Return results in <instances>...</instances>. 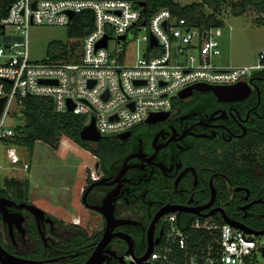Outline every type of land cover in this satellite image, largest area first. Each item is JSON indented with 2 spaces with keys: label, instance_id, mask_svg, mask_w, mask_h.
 Segmentation results:
<instances>
[{
  "label": "built area",
  "instance_id": "built-area-1",
  "mask_svg": "<svg viewBox=\"0 0 264 264\" xmlns=\"http://www.w3.org/2000/svg\"><path fill=\"white\" fill-rule=\"evenodd\" d=\"M142 8L132 0H15L9 5L7 15L0 17L3 34L13 25L26 37L22 42H0V98L6 97L0 116V150L4 143L13 169L22 157L19 146L9 142L16 135L10 118L27 96L51 97L56 112L85 115L87 124L94 118L104 137L131 130L151 113L171 111L180 92L191 85L250 82L255 69H264V50L259 64L253 66L210 62L221 53L217 35L222 26L190 25L168 8H160L147 20ZM85 10L93 12L94 27L79 38L77 55L69 49L63 58L30 59L31 25L70 26ZM151 36L157 38L156 44H151ZM105 37L107 46H98ZM112 39L120 46L111 48ZM140 42L146 43L141 53ZM184 54L186 61L181 63L178 58ZM29 167L25 162L23 168ZM91 177H99L94 168ZM133 260L129 256L127 264H139ZM142 264H264V234L212 218L197 217L188 227L169 220L160 242Z\"/></svg>",
  "mask_w": 264,
  "mask_h": 264
},
{
  "label": "flooded vegetation",
  "instance_id": "flooded-vegetation-1",
  "mask_svg": "<svg viewBox=\"0 0 264 264\" xmlns=\"http://www.w3.org/2000/svg\"><path fill=\"white\" fill-rule=\"evenodd\" d=\"M262 70L248 97L221 99L213 91L195 89L168 114L145 120L125 138L117 135L109 155H93L95 167H86L96 169L99 177L92 179L89 172L82 189L83 209L91 212L86 221L80 213L58 219L45 211L38 222L21 205L32 203L29 197L11 194L17 205L10 212L14 222L17 214L23 215L22 226L11 234L3 220L8 235L0 243L13 254L44 264H83L107 234L103 264H123L133 257L129 249L141 256L150 241L165 233L169 220L188 227L197 217H229L264 229Z\"/></svg>",
  "mask_w": 264,
  "mask_h": 264
},
{
  "label": "rangeland",
  "instance_id": "rangeland-1",
  "mask_svg": "<svg viewBox=\"0 0 264 264\" xmlns=\"http://www.w3.org/2000/svg\"><path fill=\"white\" fill-rule=\"evenodd\" d=\"M182 5L200 2L201 0H175ZM236 0H230L220 9L224 19L222 26L223 32L217 35L220 41L221 53L211 57L210 62L217 66H228L231 64L253 66L259 64L260 53L264 50V24L256 22V18L260 15L259 10L248 7L244 14H234L232 3ZM207 11H211L208 9ZM68 25H31L28 31V50L30 59L33 61H42L48 57L49 44L53 40H61L70 46H77L72 52L77 55L81 51V41L79 38L70 37L68 34ZM141 33L139 34V36ZM26 37L16 29L15 26L9 25L6 27V34L2 35L1 43L5 44L13 41H25ZM111 48L119 47L120 45L115 39L110 41ZM146 46V43L140 42V53ZM186 47V46H185ZM175 51V47L173 48ZM186 54V52H185ZM180 55L178 61L185 63L186 56ZM176 60V58H174ZM132 61V59H130ZM181 99L179 97L176 101ZM10 120L18 125L24 123V119L20 118L18 113L20 108H14ZM14 114V115H13ZM1 145L0 164V189H8L10 194L17 197L21 195L26 199L24 181L32 178L34 182V192L41 196H48L46 186H50L49 192L59 191L62 188V196H69L71 200L62 202V212H66L65 204L70 202L72 208L75 207L77 214H82L86 219L90 216L88 210L83 209L81 202V193L86 185V177L93 168H87L86 165L95 167L94 154L86 147L74 142L68 137L62 139V153H56L52 148L43 143H37L31 153L26 147H21L20 156L21 162L12 168V164L6 158L4 151L5 147ZM28 162L33 165V173L24 170L23 165ZM90 169V170H89ZM18 181L17 186L8 188V180ZM38 185V188L36 187ZM19 198V197H17ZM30 202L38 206L50 214H57L60 208V203L49 200H35L29 196ZM61 209V208H60ZM70 215V214H69ZM88 230L92 229L88 227Z\"/></svg>",
  "mask_w": 264,
  "mask_h": 264
},
{
  "label": "trees",
  "instance_id": "trees-1",
  "mask_svg": "<svg viewBox=\"0 0 264 264\" xmlns=\"http://www.w3.org/2000/svg\"><path fill=\"white\" fill-rule=\"evenodd\" d=\"M15 0H0V17L8 13L9 5ZM135 6H140L142 1L146 2L143 6V16L149 20L151 16L160 8L170 9L176 16L184 17L190 25H206V26H223L224 19L221 14V7L230 0H201L187 5H182L175 0H132ZM248 7L259 10L260 15L256 18V22L264 24V0H236L232 3L234 14H244ZM211 9V11H207ZM94 27L93 12L85 10L77 14L73 23L69 26L68 34L70 37L81 38L89 33ZM4 26L0 24V42L4 32ZM76 45H68L61 40H53L49 44V58H63L69 49L74 50ZM264 74V69L262 70ZM263 101H264V78L260 82ZM180 100V99H179ZM178 100V101H179ZM20 118L24 119V123L16 125V135L9 140L20 147H26L33 153L36 143L42 141L48 144L54 150H58L63 137H68L74 142L86 147L94 155L105 157L109 155L110 147L115 143L117 135L104 136L98 147L93 148L88 141L81 139V130L87 124L85 115L75 114L73 112H56L53 106V99L44 96H27L22 103L21 112L18 113ZM264 121V119H263ZM137 127V125L135 126ZM133 127V128H135ZM132 128V129H133ZM264 142V123L262 132L260 133ZM90 179V174L88 176ZM18 181L8 180V188L17 186ZM25 193L28 197L30 182L29 179L24 181ZM8 189L1 188L0 196L10 198ZM23 198L21 195L17 196ZM217 222L223 223V220L217 219ZM188 226V225H187ZM186 227V226H185ZM6 225L0 216V241L8 235ZM145 252L143 250L141 255Z\"/></svg>",
  "mask_w": 264,
  "mask_h": 264
},
{
  "label": "water",
  "instance_id": "water-1",
  "mask_svg": "<svg viewBox=\"0 0 264 264\" xmlns=\"http://www.w3.org/2000/svg\"><path fill=\"white\" fill-rule=\"evenodd\" d=\"M139 5L143 7L146 5V2L142 1L139 3ZM74 15H75L74 12L70 13L71 18H73ZM122 38H124V36ZM107 40H108L107 37H105L98 44V46L106 47L107 46ZM157 42H158L157 38L155 36H151V44L153 45V44H156ZM260 72H261V69H255L253 71L254 77L250 80V82L240 81V82H238L236 84H232V85H211V84H205V83H197V84H194V85H191V86L185 88L184 90H182L180 92L179 95L181 98H186V97L190 96L195 89H197L200 91H213L221 99H230V98L243 99V98H246L249 96L250 90L252 89V83L255 80V76L257 74H259ZM226 92H233V93L241 92V95L233 96V97H225L222 94L226 93ZM5 101H6V97L0 98V116H1V113L3 111ZM69 109L72 110L73 106L71 105ZM168 113H169L168 111L151 113V115L149 116V118L147 120H150L152 117H154L156 115L168 114ZM128 133H129V131H126V132L118 134V136L120 138H125V136ZM80 135H81V139L84 141L99 142L103 138L101 133L96 128L94 118L92 119L91 123L84 126V128L81 130ZM95 184H97V182L93 183L88 188V190L84 196V201H86V196H87L88 192L93 188V186ZM13 205H17L15 200H13L9 197L0 196V215L2 216L3 220L8 223V225L10 227L11 234H13L15 226L21 228L22 219H23V215L19 213V214H17V216L18 217L20 216V218H17L18 219L17 222H14L13 217H12V213L10 212V207ZM21 205L26 206L28 208V210L36 217L38 222H40L46 215V213L43 209L39 208L38 206H36L32 203L23 202ZM224 219L226 222H228V223H230L236 227H239V228H241L247 232H251V233H255V234H264V229L255 230V229L248 228V227L242 225L241 223H238V222L230 219L229 217H225ZM109 231L110 230H107V232H109ZM162 235H163V231H162L161 235L154 240V242H152V241L149 242L145 253L139 257L136 256L131 249H129L127 251V253L132 254L134 257V260L132 261V263L136 262V263L142 264L143 261L150 256V254L152 253V251L154 249V246L160 242ZM106 240H107V234L104 235V238L97 245L94 253L83 264H103L104 263L105 257L103 255V248L105 247ZM0 261L2 262V264H44L40 260L23 258V257H20L16 254H13V253L9 252L1 243H0ZM123 264H127V263L123 262Z\"/></svg>",
  "mask_w": 264,
  "mask_h": 264
},
{
  "label": "crops",
  "instance_id": "crops-1",
  "mask_svg": "<svg viewBox=\"0 0 264 264\" xmlns=\"http://www.w3.org/2000/svg\"><path fill=\"white\" fill-rule=\"evenodd\" d=\"M231 65H236V64H231ZM37 143H43V144L47 145L48 147H50L48 144H46V143H44L42 141H38ZM61 147H62V140H61L60 148L58 150H54L52 148V150H54L56 153H62L61 152L62 151V148ZM20 149H21V147L19 146V149H18L19 153H21L20 152ZM4 154H5V151H4ZM28 171L30 173H33L34 172L32 163H31ZM29 182H30V187H29L28 197L30 196L32 199H35V200H43V199H45V200L53 201L52 203H54V202L60 203V205H61L60 208L61 209L59 208V211L57 212V214H53L52 213V215L55 216V217H57L58 219H62V217L66 218V219H71L69 214H72L73 213L72 212L73 211L72 210L73 208H72V205L70 204V202H68L64 206L65 208L67 207L66 212H64V211L62 212V202H64L65 200H71V198L69 199V197H70L71 194L69 196L68 195L67 196H62V188L59 191L49 192V190H51V188H50V186H46V188L49 189L48 190V196L47 197H45V196L43 197L38 192L37 193L34 192L35 186H34V182H33L32 178L29 179ZM36 187L38 188V185H36ZM75 215H73V216H75ZM75 217H78V216L76 215Z\"/></svg>",
  "mask_w": 264,
  "mask_h": 264
}]
</instances>
